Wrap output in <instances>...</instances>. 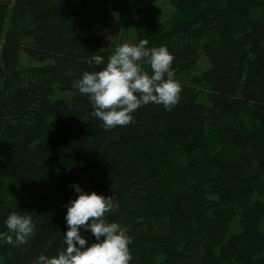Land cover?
I'll return each mask as SVG.
<instances>
[{
	"label": "trees",
	"instance_id": "trees-1",
	"mask_svg": "<svg viewBox=\"0 0 264 264\" xmlns=\"http://www.w3.org/2000/svg\"><path fill=\"white\" fill-rule=\"evenodd\" d=\"M169 1L159 19L156 0H0V232L13 211L36 225L0 240V264L66 247L74 185L118 203L105 218L127 228L129 264H264V0ZM113 13L167 47L182 91L105 130L72 84L106 66ZM201 52L209 66L179 78Z\"/></svg>",
	"mask_w": 264,
	"mask_h": 264
},
{
	"label": "clouds",
	"instance_id": "clouds-1",
	"mask_svg": "<svg viewBox=\"0 0 264 264\" xmlns=\"http://www.w3.org/2000/svg\"><path fill=\"white\" fill-rule=\"evenodd\" d=\"M148 43L141 39L138 44L117 46L102 70L85 71L72 84L89 98L93 116L105 130L132 123V113L149 103L163 105L168 111L179 103L182 87L172 69L173 55L165 46L149 48ZM91 59L96 65L105 62L99 55ZM144 65H149L151 71H146ZM73 187L78 196L67 207V231L63 236L66 247L52 257L41 254L32 264H129L132 255L127 228L105 218L118 207L113 196ZM5 226L7 231L0 232V240L12 246L27 243L36 228L31 216L15 211L7 216ZM82 228L90 231L96 242L89 245L80 234Z\"/></svg>",
	"mask_w": 264,
	"mask_h": 264
},
{
	"label": "rangeland",
	"instance_id": "rangeland-1",
	"mask_svg": "<svg viewBox=\"0 0 264 264\" xmlns=\"http://www.w3.org/2000/svg\"><path fill=\"white\" fill-rule=\"evenodd\" d=\"M173 6L169 0H156L155 9L153 14L159 19H164L171 14ZM123 43L136 44V30L132 27L128 28L123 26L117 19V14L113 13L109 20L108 26L103 33V48L111 55L115 48ZM25 66L38 64L36 61H31L25 54L22 57ZM209 66V62L204 52H201L200 59L198 60L194 69L190 72L181 74L179 78L185 81H191L194 74H198ZM62 94L58 92V95ZM85 183V175L81 177V186Z\"/></svg>",
	"mask_w": 264,
	"mask_h": 264
}]
</instances>
